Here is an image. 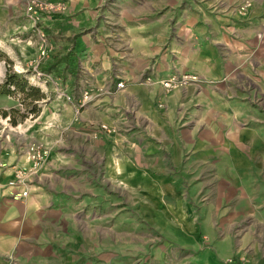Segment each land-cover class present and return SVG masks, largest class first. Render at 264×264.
Wrapping results in <instances>:
<instances>
[{"label": "rangeland", "instance_id": "374dc122", "mask_svg": "<svg viewBox=\"0 0 264 264\" xmlns=\"http://www.w3.org/2000/svg\"><path fill=\"white\" fill-rule=\"evenodd\" d=\"M31 1L0 0V84L7 72H16L45 98L36 115L14 126L0 117V167L40 144L46 158L37 172L26 173L28 188L38 173L54 170L47 183L80 203L74 215L62 218L61 245L34 248V263L253 264L256 255L264 258V222L252 221L264 217V49L241 62L232 81L186 73L196 78L178 89L209 88L213 96L207 99L206 127L190 137L189 156L152 160L148 140L139 148V163L157 168L119 176L103 174L102 155L104 139L112 144L121 130L94 110L83 114L89 103L103 102L104 87H94L86 67L91 56L72 49L80 35L96 43L97 76L103 80L104 50L112 54L116 74L121 68L116 60L138 46L136 36L148 32L146 42L153 47L167 34L154 32L156 19L170 25L188 9L212 10L222 0H35L29 9ZM253 2L230 6L244 17ZM48 4L53 7H44ZM260 24L257 40L264 45V19ZM251 38L256 40L255 32ZM85 89L92 97L82 105ZM22 97L19 91L0 94V109L24 112ZM193 114L198 117L196 110ZM4 264H18L14 253Z\"/></svg>", "mask_w": 264, "mask_h": 264}, {"label": "crops", "instance_id": "0c3cea01", "mask_svg": "<svg viewBox=\"0 0 264 264\" xmlns=\"http://www.w3.org/2000/svg\"><path fill=\"white\" fill-rule=\"evenodd\" d=\"M226 1L222 0V5L212 10H208L207 5L196 12L188 9L186 16L176 22L173 20L170 25L156 19L151 26L159 30L154 32L167 34L153 47L148 32L136 36L138 46L135 43L125 59L116 60L121 67L116 74L112 70L115 66L112 54L104 50L107 67L103 80L97 76L101 70L96 68L97 60L101 58L97 44L80 35L72 45L76 54L91 56L85 65L95 77L94 87H104L103 102L89 103L83 114L94 110L106 123L121 130L112 144L104 139L103 174L119 176L130 171L141 174L154 171L157 166L139 163L143 159L139 148L148 140V145L152 146L150 150L154 151L150 154L152 160H169L170 154H173V160L177 154L179 160L189 156L190 137L206 127L207 99L213 97L209 88L195 90L187 87L166 92L159 84H147L145 77L150 75L161 79L175 73H193L205 79L232 81V72L239 64L249 63L253 52L264 49L257 40L262 27L260 21L264 19V0H253L244 17L232 12L230 6L240 0ZM136 29L135 33L141 32ZM251 32L256 34L254 41ZM148 37L150 46L146 45ZM90 63L95 66L93 69ZM120 80L124 87L118 89L116 83ZM162 146L169 150L168 157L159 148ZM29 166L26 155H11L0 167V264H4L5 256L13 253L18 264H35L34 248L42 245L55 249L61 245L62 218L67 213L74 215L75 205L80 204L66 196L63 188L51 181L47 183L54 170L38 173L25 198H12L11 192L15 189L8 182L15 170L28 169ZM252 221L257 225L264 222V217L254 216ZM253 246L256 249V244ZM260 256L256 255L253 264H264V258Z\"/></svg>", "mask_w": 264, "mask_h": 264}, {"label": "built area", "instance_id": "2783aa9c", "mask_svg": "<svg viewBox=\"0 0 264 264\" xmlns=\"http://www.w3.org/2000/svg\"><path fill=\"white\" fill-rule=\"evenodd\" d=\"M35 0H32L31 4H29V9L35 6L34 3ZM248 3V2H247ZM44 7H53L50 4L45 5ZM196 76L192 74H173L166 78L161 79H155L152 76L145 77V81L147 84H159L166 92H170L173 90H177L178 88L183 87V85L190 79H195ZM124 82L122 80L118 81L116 83V88H123ZM66 96V95H64ZM67 97V96H66ZM82 99L80 100V104L83 105V103L89 101L91 99V93L89 90L85 89L81 93ZM68 98V97H67ZM103 128H105L103 126ZM46 158V151L43 146L40 144H31L27 147L26 150V159L28 163L30 164L29 168H20L15 170L13 178L8 182L9 186H12L15 190L11 192L12 198L14 199H20L25 198L28 194V186H27V180H26V172L35 173L37 170L41 167L44 160Z\"/></svg>", "mask_w": 264, "mask_h": 264}, {"label": "trees", "instance_id": "16d2710c", "mask_svg": "<svg viewBox=\"0 0 264 264\" xmlns=\"http://www.w3.org/2000/svg\"><path fill=\"white\" fill-rule=\"evenodd\" d=\"M16 91L23 95L21 104L26 106L24 112L15 107L9 110L0 109V117L7 119L13 126L23 121L29 114L36 115L40 110L38 103L45 98L40 88L30 84L22 74L7 72L4 81L0 84V94L12 95Z\"/></svg>", "mask_w": 264, "mask_h": 264}]
</instances>
